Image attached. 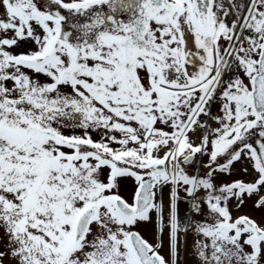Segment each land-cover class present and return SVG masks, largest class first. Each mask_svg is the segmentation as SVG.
<instances>
[{
	"label": "snow or ice",
	"instance_id": "6c2138e0",
	"mask_svg": "<svg viewBox=\"0 0 264 264\" xmlns=\"http://www.w3.org/2000/svg\"><path fill=\"white\" fill-rule=\"evenodd\" d=\"M189 253L264 264V0H0V264Z\"/></svg>",
	"mask_w": 264,
	"mask_h": 264
},
{
	"label": "rangeland",
	"instance_id": "374dc122",
	"mask_svg": "<svg viewBox=\"0 0 264 264\" xmlns=\"http://www.w3.org/2000/svg\"><path fill=\"white\" fill-rule=\"evenodd\" d=\"M198 166H199V162H197V166L191 168V170H192V171H195V169H196ZM238 167H239V165H238ZM131 185H132V181H129V189L131 188ZM180 211H181V214H184L185 211H186V205L181 204V205H180ZM250 211H251V206L249 205V207L245 209V212H250ZM255 215H257V213H256ZM148 233H149V238L151 239V229H150V228H149V230H148ZM188 242H189V245H191V243H192V238H191V237H189V241H188ZM188 260H189V262H191V264H194V259H193V257L191 256L190 253H189V255H188Z\"/></svg>",
	"mask_w": 264,
	"mask_h": 264
},
{
	"label": "flooded vegetation",
	"instance_id": "af4514ba",
	"mask_svg": "<svg viewBox=\"0 0 264 264\" xmlns=\"http://www.w3.org/2000/svg\"><path fill=\"white\" fill-rule=\"evenodd\" d=\"M192 167V166H191ZM257 215H258V213H257Z\"/></svg>",
	"mask_w": 264,
	"mask_h": 264
}]
</instances>
